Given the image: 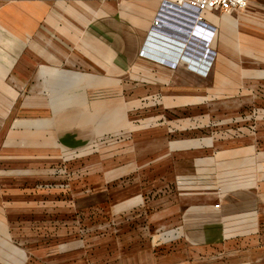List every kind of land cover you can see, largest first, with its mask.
<instances>
[{"label":"crops","instance_id":"crops-1","mask_svg":"<svg viewBox=\"0 0 264 264\" xmlns=\"http://www.w3.org/2000/svg\"><path fill=\"white\" fill-rule=\"evenodd\" d=\"M205 24L213 55L201 76L181 55L200 61ZM161 29L185 42L173 64L154 59L146 43ZM138 86L144 94L130 92ZM0 101L11 103L17 118L46 123L73 149L121 134L143 101L145 146L162 150L161 197L176 195L167 199L166 214L170 208L176 217L166 218V228L208 250L244 245L264 229V131L255 142L169 139L185 127V110L192 113L187 126L199 127L203 102L210 103V124L211 103L264 101V0L208 10L202 22L163 10L160 0H0ZM151 259L144 254L139 264Z\"/></svg>","mask_w":264,"mask_h":264},{"label":"rangeland","instance_id":"rangeland-1","mask_svg":"<svg viewBox=\"0 0 264 264\" xmlns=\"http://www.w3.org/2000/svg\"><path fill=\"white\" fill-rule=\"evenodd\" d=\"M209 34L201 31L200 61H185L201 76L213 55ZM131 88L145 92L144 86ZM143 103L128 119L135 129L73 149L60 145L46 123L17 118L11 103L0 101V264H132L135 258L139 264L144 254L152 264H264V229L244 245L208 250L186 245L176 229L166 228V218L176 214L170 208L166 214L168 198L161 197L162 150L145 146L150 117ZM211 104L216 114L210 124V103L203 102L199 127L187 126L192 113L185 110V127L169 139H260L264 101ZM7 111L11 115L1 117Z\"/></svg>","mask_w":264,"mask_h":264},{"label":"built area","instance_id":"built-area-1","mask_svg":"<svg viewBox=\"0 0 264 264\" xmlns=\"http://www.w3.org/2000/svg\"><path fill=\"white\" fill-rule=\"evenodd\" d=\"M249 0H160L163 10L170 8L184 12L191 16V19L202 22L204 13L208 10H228L242 9L246 6ZM157 24V20L154 24ZM204 31L210 33V28L205 24ZM176 52V51H174ZM215 203L214 206H218Z\"/></svg>","mask_w":264,"mask_h":264},{"label":"water","instance_id":"water-1","mask_svg":"<svg viewBox=\"0 0 264 264\" xmlns=\"http://www.w3.org/2000/svg\"><path fill=\"white\" fill-rule=\"evenodd\" d=\"M152 32V33H151ZM148 36V40L146 41L147 45L151 47V51L154 52L151 55L154 59L161 62H168L173 64V61L177 59L180 55V52H174L177 49L179 50V46L185 45V42L180 38L172 36V34L167 30H157L156 32L151 31ZM148 49V47L146 46ZM184 61L190 60L189 55H181Z\"/></svg>","mask_w":264,"mask_h":264},{"label":"bare ground","instance_id":"bare-ground-1","mask_svg":"<svg viewBox=\"0 0 264 264\" xmlns=\"http://www.w3.org/2000/svg\"><path fill=\"white\" fill-rule=\"evenodd\" d=\"M145 51H147L146 49H145ZM153 54H154V52H153ZM192 62V61H191ZM194 62V61H193ZM194 63H197L196 61L194 62Z\"/></svg>","mask_w":264,"mask_h":264}]
</instances>
